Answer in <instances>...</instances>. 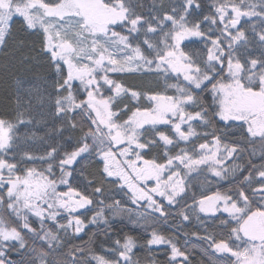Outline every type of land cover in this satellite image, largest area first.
<instances>
[{
	"label": "snow or ice",
	"instance_id": "1",
	"mask_svg": "<svg viewBox=\"0 0 264 264\" xmlns=\"http://www.w3.org/2000/svg\"><path fill=\"white\" fill-rule=\"evenodd\" d=\"M201 7L161 0L144 15L135 0H0V52L9 55L10 40L24 46L14 22L36 37L29 48L54 72L44 83L59 122L49 129L59 134L55 142L35 155L21 151L18 136L33 122L29 100L18 91L15 115L0 116V264H142L137 248L162 245L167 264H192L177 238L156 226L179 217L180 231L200 214L225 229L219 237L192 233L213 264H264V0H212L202 18ZM194 44L201 45L195 54ZM137 75L155 86L125 82ZM225 129L239 139L225 142L218 134ZM247 152V164L238 163ZM88 160L101 185L126 189L135 209L97 199L104 188L78 178ZM193 173L203 176L202 188L215 183L216 190L193 194L189 204ZM109 217H127L147 239L125 234L100 249L92 237L72 243L88 224L110 226Z\"/></svg>",
	"mask_w": 264,
	"mask_h": 264
},
{
	"label": "trees",
	"instance_id": "2",
	"mask_svg": "<svg viewBox=\"0 0 264 264\" xmlns=\"http://www.w3.org/2000/svg\"><path fill=\"white\" fill-rule=\"evenodd\" d=\"M162 2L164 6L167 7L169 0H162ZM198 2L202 6L201 9L198 10L202 18L203 14L209 12L212 0H198ZM160 3L161 0H135L136 11L148 15L150 14V10L153 9L154 6H158ZM141 5L143 6L141 7ZM245 26L248 27V24H245ZM13 32L16 41L23 40L24 46L17 50V44L13 40H10L8 48L4 49V52H8L9 55L5 57L4 53L0 52V116L15 115L13 98L18 91L24 99L29 100L31 107L28 115L33 118V122L31 124L21 125L18 128L20 149L21 151H30L35 155H40L47 149L48 144L54 143V138L59 136L55 131L49 132V129L56 127L59 122L57 121L54 123L50 115L51 109L47 101V92L50 90L44 83L46 79L50 80L53 77L54 72L43 56H36V52L29 48V44L36 40L35 36L25 34L20 29L18 21L14 22ZM248 34L250 36L252 35L250 28ZM200 47L201 45L194 44L191 46V50L195 54L196 50ZM255 54H259L258 49L255 51ZM25 55L35 57V59L21 62L22 57ZM18 81L20 82L19 85L17 83ZM125 82L142 90L155 86L154 78L140 77L138 75L125 77ZM29 92H31V96H29ZM41 97H44L43 102H41ZM125 102L127 103L129 101L126 100ZM122 106L123 105H121V107ZM25 107H28V105H25ZM198 131H203V129H198ZM69 134L70 130L64 132L65 137ZM218 134L222 135V139L225 142L239 139L238 133H236L234 129H225L222 133ZM45 140H47L48 143H45ZM201 142H203V140L195 141V143ZM181 146H183V144H181ZM244 146L247 147L246 144ZM189 147H191V145H189ZM154 151L156 150L153 149L152 152ZM152 152H149L146 158H150ZM250 156L251 152L244 153L242 154V158L237 162L246 165ZM252 159L253 162L257 164L260 162L258 156L253 157ZM228 163H231V161ZM78 167H80L84 173L83 177H78L82 183L87 184V181L91 180L93 181L92 187L102 186L104 188V195L97 199H104L106 203L110 202L112 199H118L121 200L126 207L135 209V206L132 205L124 195L126 189L121 191L108 180H105L101 185V176L98 174V165L94 160L82 161ZM212 179L215 180V178ZM202 180V175L198 176L196 173L191 175L188 182L189 189L187 194V202L189 204L192 202L193 194H195L196 198H199L202 191L210 194V191L216 190L215 183L212 184L210 190L208 188H202ZM221 183L223 184L221 190H226L229 186L228 183ZM176 210H178V208L174 209V212ZM92 214L93 213L89 211L86 217H82L85 218L86 223L87 218H90ZM179 219V217H176L175 220H173V217H170L169 223L157 225V230L166 236H175L179 246L182 249H187L192 264H213V262L201 251L202 248H207V244L197 240L196 236H193L192 233H197L199 236L214 234L219 237L225 229L219 225L218 220L213 222L212 219L200 214V220H197L193 216L190 221L183 222L180 231H177L175 223L179 222ZM201 221H203V223H201ZM109 225L110 226L106 227L103 224H100L99 226L88 224L85 232L81 233V238L73 240L72 243L83 244L89 242V237H92L90 246L100 249L101 246L111 244L113 240L122 238L125 234H130L136 237L140 243H143L147 239V233H145L144 229L132 225L127 217L115 219L109 217ZM150 230L151 229H149V231ZM104 233H108V236L106 237ZM186 240L187 244H185ZM193 245H195V247H193ZM135 251L137 257L142 261V264H148V261L151 259H155L157 264H167L168 257L166 253L170 250L167 249L166 245H162L153 246L151 253H149L146 248H137ZM209 251L211 250L209 249ZM11 258L19 259L14 253Z\"/></svg>",
	"mask_w": 264,
	"mask_h": 264
},
{
	"label": "rangeland",
	"instance_id": "3",
	"mask_svg": "<svg viewBox=\"0 0 264 264\" xmlns=\"http://www.w3.org/2000/svg\"><path fill=\"white\" fill-rule=\"evenodd\" d=\"M135 206V205H134Z\"/></svg>",
	"mask_w": 264,
	"mask_h": 264
}]
</instances>
